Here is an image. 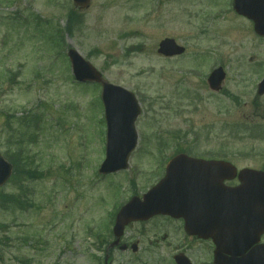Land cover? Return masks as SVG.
Returning <instances> with one entry per match:
<instances>
[{"label":"rangeland","instance_id":"374dc122","mask_svg":"<svg viewBox=\"0 0 264 264\" xmlns=\"http://www.w3.org/2000/svg\"><path fill=\"white\" fill-rule=\"evenodd\" d=\"M71 10L81 19L69 30ZM166 36L187 52L160 56ZM71 47L140 101L128 170L98 173L106 143L101 87L75 82ZM219 65L227 76L214 92L207 77ZM263 77L264 37L233 0H91L81 9L73 0H0V152H20L28 168L43 172L27 179L15 168L0 188V264L103 260L96 235L105 233L107 214L155 184L177 150L263 169ZM142 228L147 249L156 248L150 236L160 228L184 232L159 219L134 223L126 236L141 244ZM140 256L116 253L113 264H140Z\"/></svg>","mask_w":264,"mask_h":264},{"label":"water","instance_id":"95a60500","mask_svg":"<svg viewBox=\"0 0 264 264\" xmlns=\"http://www.w3.org/2000/svg\"><path fill=\"white\" fill-rule=\"evenodd\" d=\"M90 0H75L76 4L86 6ZM236 10L247 15L255 23L258 34L264 35V0H235ZM165 56L182 54L185 47L179 46L172 38H166L160 43L158 50ZM76 79L81 82H100L102 84V99L107 120V154L101 165L100 172L110 173L129 166V157L137 145L135 121L141 112L135 94L128 89L112 84L102 77V74L75 49L68 52ZM225 73L222 68L215 70L209 77L212 89H219ZM259 94L264 93V81L260 84ZM220 165L224 169H233L227 162H207L195 159L185 154L173 158L168 166L165 177L155 185L141 200L132 198L122 207L117 215L114 232L117 244L124 232L125 226L134 220L148 219L155 214H170L176 217L187 215V197L190 189L199 178L204 177L206 165ZM235 169V168H234ZM12 173V164L0 154V186ZM242 185L235 189L236 200L233 209L243 212L246 209L252 213V220L264 223V171L251 169L240 173ZM240 218V217H239ZM243 217L241 216V223ZM188 232L204 234L205 228L197 224L185 226ZM136 249V247L134 246Z\"/></svg>","mask_w":264,"mask_h":264},{"label":"flooded vegetation","instance_id":"af4514ba","mask_svg":"<svg viewBox=\"0 0 264 264\" xmlns=\"http://www.w3.org/2000/svg\"><path fill=\"white\" fill-rule=\"evenodd\" d=\"M190 155L207 161L229 160L225 154L220 153L206 155L192 153ZM236 166L239 173L243 167ZM204 172L206 178L198 179V185L190 190L187 215L190 224L196 223L206 229L205 235L199 236L186 233L183 218L156 215L148 220L135 222V224L140 223L141 226H144L154 220L165 219L178 225V228L184 232L179 235L164 234L160 232L162 231L160 228L157 233L150 236V238L152 237L150 244H155L156 248L147 249L142 244L147 229L142 228L141 244L139 240L135 241L139 248L133 251L131 246L134 242L128 239V236H126L127 231H125L118 245L110 251L105 250L103 263L113 264L116 253L132 252L141 253L140 264H264V228L249 224L247 221L244 224L247 218L241 223L240 217L239 222L237 212L231 209L233 205L232 196L226 195L223 190L224 186L231 188L238 186L240 184L239 176H230L231 178L226 180L224 170L209 168ZM201 183L208 185H201ZM113 222H115V219L113 221L111 218V226L114 225ZM153 236H156L155 239H153ZM114 239L112 229V235L109 234L105 239L106 247ZM163 246L166 248L161 249ZM101 261L99 260L98 263L100 264Z\"/></svg>","mask_w":264,"mask_h":264},{"label":"trees","instance_id":"16d2710c","mask_svg":"<svg viewBox=\"0 0 264 264\" xmlns=\"http://www.w3.org/2000/svg\"><path fill=\"white\" fill-rule=\"evenodd\" d=\"M15 162V161H14ZM18 162H15V164L17 165ZM18 168V166H17ZM19 172H21L23 175H27V176H30V177H33V175L31 174L32 171L31 170H28L26 167H24L23 169H19L18 170Z\"/></svg>","mask_w":264,"mask_h":264}]
</instances>
